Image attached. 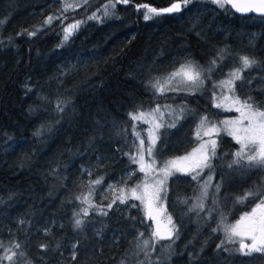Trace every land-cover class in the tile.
Masks as SVG:
<instances>
[{"label": "trees", "instance_id": "1", "mask_svg": "<svg viewBox=\"0 0 264 264\" xmlns=\"http://www.w3.org/2000/svg\"><path fill=\"white\" fill-rule=\"evenodd\" d=\"M16 1L0 0V21L11 13L10 21L0 24V242L5 247L19 242L25 264H264V253L241 256L216 249L224 238L222 232L212 231L219 214L214 213L215 220H205L206 213L186 214L199 189L190 175L176 174L168 180L166 201L179 238L174 243L160 241L155 251L149 247L147 259L136 248V238L143 232L140 241L149 239L153 224L140 201H117L107 216L90 210L83 228L73 224V213L87 207L76 197L89 193L91 180L104 178L92 202L106 206L116 197L104 196L106 187L137 167L124 155L138 143L128 117L137 106L143 110L156 104L186 106L187 118L181 125L162 132L160 147L171 146L165 155L191 146L193 126L201 117L220 121L226 115L214 106L212 88L153 97L146 82L163 79L184 59L207 66L223 47L240 55L254 53L264 61V17L239 16L233 10L226 14L209 0H193L180 13L145 21L133 3L161 8L169 6L168 0H133L117 6L119 19L89 20L59 47L63 27L86 19L108 0H88L66 13L63 25L55 20L35 36L18 33L33 31L47 17L60 15L65 0ZM254 73L258 77L251 86L241 88L237 82V94L264 101V65L245 73L246 79ZM57 101H70L63 113L55 111ZM42 126L47 127L37 135ZM238 148L231 136L220 134L213 162L221 159L226 167ZM259 173L260 177L242 181L225 179L224 184L226 171H218L213 184L222 185L220 196L236 201L264 190V170ZM185 198L188 206L178 203ZM253 202L223 213L226 222Z\"/></svg>", "mask_w": 264, "mask_h": 264}, {"label": "snow or ice", "instance_id": "2", "mask_svg": "<svg viewBox=\"0 0 264 264\" xmlns=\"http://www.w3.org/2000/svg\"><path fill=\"white\" fill-rule=\"evenodd\" d=\"M223 10L226 14L234 10L240 14H257L264 17V0H209ZM133 0H108L101 9L93 12L86 19L77 20L75 23L68 24L63 27V40L59 47L80 29V26L87 23L89 20L104 22L109 18L119 19L117 12L118 5H129ZM167 7H152L147 3L134 4V9L140 13L142 10L143 19L145 21L152 20L162 15H171L180 13L187 9L193 3V0H168ZM88 4V0H83V3H64L60 9V15L49 16L43 22V25L36 27L33 31L27 29L18 35L35 36L43 29L52 25L55 20L63 21L67 19L65 15L70 10L74 11L77 8L84 7ZM6 21H0V24ZM229 59H235L237 66L233 67L229 72L225 73V80L219 81L214 87L221 89L220 99L230 103L231 107L227 111H235L239 116L235 120H225L219 122L221 127H218L215 122H211L207 116L201 117L197 126L196 138L199 141L198 147L194 148L191 153L185 156L177 157L169 160H162L157 163V142L161 140L160 130L162 128L175 127L176 121L183 117L184 106H181L179 114L176 115V120L172 123H165V110H170L171 105L156 104L150 110H143V106H137L135 111L129 112V120L132 124V134L135 136L138 143H133V151L125 153L129 157L130 163L137 165L135 169H130L125 178H122L120 183L124 185L119 189L120 195L116 196L106 206L92 202V197L95 194L96 186L103 184L104 178L91 180L89 182V193L83 196L76 197L82 204L87 207L81 208L79 212H74L75 217L73 224L76 229H81L85 225V218L89 216L90 210L98 212L99 215L107 216L108 210L113 208V205L119 201L120 204H128L130 199L140 201L144 206V214L147 220L152 221V230L149 239H143L145 233L140 232L137 235L136 248L139 252H143L145 258L149 257L147 249L151 247L152 251L156 250V244L160 241L173 242L179 238V228L172 216L168 214L167 208L163 205L166 199L167 183L171 177L177 173H183L191 176L193 181L199 184V195L196 196L195 203L187 207V215L206 213L203 217L205 220L212 218L215 220L214 213L219 214V222L217 228L212 231L222 232L223 239L216 245V249L228 252L230 255L239 254L241 256H252L253 253H264V190L258 192L246 193L242 198H238L236 203L243 204L247 200L255 201L259 199L255 207L250 212H245L235 221V223H227L226 217L220 211L217 194L220 193L222 185L220 183L213 184L211 175L205 178V169L208 172L214 171L212 161L217 158L218 142L214 137H218L221 131L231 136L239 145L238 150L233 154L234 159L227 165L229 169L233 166H238L239 170H264V101H257L253 96L245 94L241 99L237 94V82L241 88L246 84L251 86L252 81L246 79L245 73H251L253 69H258L264 65V61L257 58L253 53L251 55H239L233 57L232 52L228 48L218 50L211 60L208 61L207 68L202 67L197 61L186 59L178 69L169 73L163 79L154 78L146 82L145 88L153 97L157 94L164 96L168 92H188L193 94L198 91L206 80L211 82V77L221 69L224 62ZM31 91V89H29ZM214 98L216 93H213ZM45 99V98H41ZM70 101H57L55 111L63 113L66 105ZM216 108H222L223 103H216ZM168 115H173V111H168ZM145 123L149 125L147 136L143 137L140 131H137V124ZM47 126H42L38 130L37 135H42ZM47 130L50 131V128ZM205 137L207 139H205ZM145 139L148 143L145 145ZM147 156V159L145 158ZM137 173L143 174V179L140 183L128 187V181H132ZM91 175V173H89ZM203 181L202 183H200ZM113 191L115 187L109 185ZM212 189L211 202L213 208L206 209L205 201L209 199V190ZM130 194V195H129ZM178 203L188 206L187 198L178 201ZM130 207H137L136 204H131ZM131 219L135 220V217ZM143 222V221H142ZM23 223V221H21ZM49 229H44L45 234ZM151 241V243H150ZM231 245L232 247H228ZM41 248L47 249V245L41 244ZM75 249L76 245L72 246ZM171 248V243L168 245ZM25 253L19 242H13L9 247H5L0 242V264H25L22 258ZM72 260L76 259V252L72 253ZM195 259V257H192ZM124 264V261H121ZM139 264H144L140 261Z\"/></svg>", "mask_w": 264, "mask_h": 264}, {"label": "rangeland", "instance_id": "3", "mask_svg": "<svg viewBox=\"0 0 264 264\" xmlns=\"http://www.w3.org/2000/svg\"><path fill=\"white\" fill-rule=\"evenodd\" d=\"M19 1V0H18ZM16 1V2H18ZM23 1V0H22ZM99 1H102V0H99ZM24 2V1H23ZM70 2H77V3H83V0H65V1H62L61 4H60V7H63V4L64 3H70ZM11 19V13H9V15L7 16V18H4V21L9 22ZM72 22H69L68 24H71ZM225 47H223L222 49H224ZM231 50V48H228ZM232 55L233 57H235L237 54H241L237 51H232ZM186 59L182 60L180 65L182 63L185 62ZM180 65L178 66V68L180 67ZM208 66V65H207ZM207 66H203L204 68H207ZM237 66L235 64V59H229L227 61L224 62L223 66L221 67V69L219 71L216 72L215 75H213L211 77V82H209L208 80L205 81L204 85L196 92H205V90L207 91L208 88H212L211 89V94L213 95V93L215 92L216 93V97L214 98V102L215 104L216 103H223V107L220 108L221 110L225 111L226 112V115L225 117L222 118V120L220 121H214V120H210L211 122H215L217 124L218 127H221L222 126L220 125L219 122L221 121H225V120H235L238 116H239V113L235 112L234 110L233 111H227L226 109L231 107L230 103L228 102H225V101H222V99H220V94H221V89L219 87H214V85H216L218 82H214V80H218L220 79V81L222 80H225L226 79V76L224 75L225 73L229 72L233 67ZM177 68V69H178ZM175 71V70H174ZM160 76H158L157 78H159ZM258 77V74L257 73H254L253 75H251V81L254 82L256 80V78ZM215 80V81H216ZM214 90V91H213ZM214 97V96H213ZM181 106H184V105H181V104H175L174 106L171 105V109L170 110H165V116H164V122L165 123H172L173 121L176 120V115L179 114V110L181 108ZM154 108V107H153ZM150 110V109H148ZM168 111H173V115L169 116L168 115ZM186 111V106H184V112ZM187 115V114H185ZM185 115H183V117L181 119H179L178 121H176V124L175 126H180L181 125V122L183 119L187 118L185 117ZM218 116V115H216ZM190 117V116H189ZM200 120L197 122V124L195 123L193 128H194V137L195 139L193 140L191 146H189L188 148L184 149L183 152H180V153H171V155L166 154V150L168 148H171L170 145H168L167 147H163L161 148L160 147V140L157 142V155H156V160H157V163L159 164L160 161L162 160H169V159H173V158H177V157H182V156H185L187 155L188 153H191L192 150L196 147H198V143L199 141L197 140L196 138V131H197V126L199 124ZM148 128H149V125L148 124H145V123H139V129L138 131L141 132L142 136L143 137H146L147 136V132H148ZM163 130H165V128H162L160 130V134L162 136V132ZM220 134H226V132L224 131H221ZM220 136V135H219ZM218 137H214L217 139V142H218ZM205 139H207L205 137ZM148 141L147 139H145V145H147ZM162 156L164 158H162ZM147 159V156L145 157ZM234 159V158H233ZM213 166H214V171L213 172H208L207 169H205V172H204V176L205 178L209 175H211L213 177V180H212V183L215 181L214 179L215 178V175L217 174L218 171H226V177L223 178L222 180L224 181V184H226V180L230 181L229 178H232V180H235V179H240V181H242L243 179L247 180L250 176H253V177H260L261 174L259 173V170H239L238 166H233L232 169H229L227 166L226 167H223V163L221 162V159H219L217 162H213ZM138 167V166H137ZM135 167V168H137ZM133 168V169H135ZM258 171V172H257ZM127 173L128 171L122 176V178H125L127 176ZM177 174H183V173H177ZM183 175H187V174H183ZM118 179L116 181H113L110 185H113L115 187V191H113L111 188H109V186L106 187V189L103 191V195L104 196H119L120 195V192H119V189L121 187H123L124 185H122L120 183L121 179ZM143 179V174L142 173H137L136 177L133 178L132 181H128V184L127 186L128 187H131V186H134V184L136 183H140V181ZM226 179V180H225ZM203 181H201L200 183H202ZM219 182V181H218ZM221 182V181H220ZM167 188H168V183H167ZM222 188V187H221ZM197 196L199 195V189L197 190ZM211 193H212V189L209 190V199L207 201H205V205H206V209H211L213 208V204L211 202ZM130 195V194H129ZM166 197H167V194H166ZM261 198H264V197H261ZM217 199L219 201V208H220V211L223 212V213H229V212H235L237 209H238V203H236V201H231V197H228V198H225L224 196H220V194L218 193L217 194ZM256 203H259V199L255 200V202H253L247 209L243 210L241 213H239V215L232 221H229L228 223H235V221L237 219H239V217L241 215H243L245 212H250L251 209L253 207H255ZM163 205L167 208V212L168 214H171L170 210H168V204H167V201L166 199L163 201ZM144 207V206H143ZM173 218V216H172ZM174 220V218H173ZM253 254H257V253H253ZM263 254V253H262Z\"/></svg>", "mask_w": 264, "mask_h": 264}, {"label": "water", "instance_id": "4", "mask_svg": "<svg viewBox=\"0 0 264 264\" xmlns=\"http://www.w3.org/2000/svg\"><path fill=\"white\" fill-rule=\"evenodd\" d=\"M233 12H234L235 14L239 15V16H249V15H254V16L262 17V16H260V15L252 14V13H249V14H240V13L235 12L234 10H233Z\"/></svg>", "mask_w": 264, "mask_h": 264}]
</instances>
